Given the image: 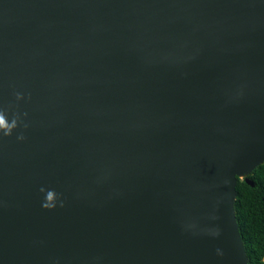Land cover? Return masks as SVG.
I'll use <instances>...</instances> for the list:
<instances>
[{"label": "water", "instance_id": "obj_1", "mask_svg": "<svg viewBox=\"0 0 264 264\" xmlns=\"http://www.w3.org/2000/svg\"><path fill=\"white\" fill-rule=\"evenodd\" d=\"M0 113V264H249L264 0H0Z\"/></svg>", "mask_w": 264, "mask_h": 264}, {"label": "trees", "instance_id": "obj_2", "mask_svg": "<svg viewBox=\"0 0 264 264\" xmlns=\"http://www.w3.org/2000/svg\"><path fill=\"white\" fill-rule=\"evenodd\" d=\"M237 179L235 215L249 264H264V163Z\"/></svg>", "mask_w": 264, "mask_h": 264}, {"label": "clouds", "instance_id": "obj_3", "mask_svg": "<svg viewBox=\"0 0 264 264\" xmlns=\"http://www.w3.org/2000/svg\"><path fill=\"white\" fill-rule=\"evenodd\" d=\"M15 127H16L15 119H13L11 122H9L5 118L3 113H0V131H3V134L5 136H9ZM41 191H43V189H41ZM49 201H52L51 191H48V194L45 197V202L42 206L45 208H52L54 206V204H53V202L50 203Z\"/></svg>", "mask_w": 264, "mask_h": 264}]
</instances>
